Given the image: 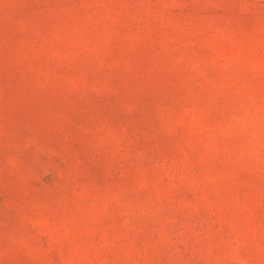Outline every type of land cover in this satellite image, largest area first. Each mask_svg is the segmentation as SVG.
Returning a JSON list of instances; mask_svg holds the SVG:
<instances>
[{
	"label": "rangeland",
	"instance_id": "1",
	"mask_svg": "<svg viewBox=\"0 0 264 264\" xmlns=\"http://www.w3.org/2000/svg\"><path fill=\"white\" fill-rule=\"evenodd\" d=\"M0 264H264V0H0Z\"/></svg>",
	"mask_w": 264,
	"mask_h": 264
}]
</instances>
